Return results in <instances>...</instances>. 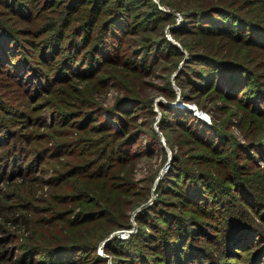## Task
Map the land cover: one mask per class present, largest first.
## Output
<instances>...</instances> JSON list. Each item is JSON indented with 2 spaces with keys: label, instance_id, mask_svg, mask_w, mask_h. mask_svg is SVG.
<instances>
[{
  "label": "rangeland",
  "instance_id": "rangeland-1",
  "mask_svg": "<svg viewBox=\"0 0 264 264\" xmlns=\"http://www.w3.org/2000/svg\"><path fill=\"white\" fill-rule=\"evenodd\" d=\"M22 1L18 4L14 0H0V24L10 33L14 32V37L22 44L16 48L15 56L11 57V67L13 61L18 63L24 56L46 73L50 72L51 79H40L39 76L44 77V73L38 75L35 70L32 73L30 66L26 68L29 75L32 73L31 76L15 74L14 68L6 67L10 63L0 59V264H41V261H51L45 251L39 252L41 248L54 245L55 236L59 234L65 235L62 241L74 242L73 235L77 231L71 224L86 218L83 212L102 210L107 204L105 194L110 193L107 186L112 184L119 193L117 200L108 204L118 211L127 210L130 214L129 224L112 229L93 251L77 247L68 249L80 255L90 253L85 258L75 257L74 262H70L73 259L70 252L63 255L55 253L57 256L54 257H59V260L52 261H65L69 256L65 264H100L101 261L94 257L98 252L104 256L103 262L114 264L113 258L119 253L112 247H104L113 237L126 239L141 230L155 232L158 236L162 234V226L157 222L153 223V227L152 221L139 219L141 213L148 210L151 219L166 218L165 213L160 214L154 209L161 200L168 205L174 203L176 212L186 214L185 220L193 226L191 231L195 230L194 223L198 220L192 216L199 217L203 223V227L196 229L198 233L188 236L190 243L182 241L184 257L187 252L192 254L196 248L207 251L198 259L193 257V253L192 264H207V256L211 257L209 264H264V252L255 244L258 237H251L253 239H249L248 245L235 246V250H231L232 246L224 250L223 229L217 226V217L202 214L194 201H187L186 197L182 199L174 190H165L164 193L161 188L176 168L174 164L181 163L178 167L183 169V177H193L204 190L209 188L208 191L211 181L202 172H211L220 176L224 180L221 186L227 187L228 192L234 195L233 206L238 207L245 218H254L264 226V143L261 142L264 140V124L255 123L253 113L264 115L242 98L244 92L240 88L235 91L236 96L235 92L223 93L208 88V85L196 87L185 80V62H189V66H204L199 61L201 59L187 61L191 49L180 38L184 36L196 46L209 39L201 37L199 33H181L178 37L172 32V25L183 24L184 13L190 7L182 9L172 4L171 0H153L167 13L161 16L159 20H163L158 26L153 25L150 19H144V11L138 13L139 26L127 32V38L116 51L103 42V49L113 51L110 54L107 52L110 58L107 62L103 61V56H97L99 65L101 62L103 65L96 73L86 71L96 61L84 56V65L77 66L78 71L59 77L56 74L57 63L62 58L63 50L49 54L47 62L42 52L54 47L56 43H51L50 37L55 31L56 22L72 7L65 5L67 0ZM78 2L72 0V3ZM28 6L32 7L30 11L22 9ZM143 7L148 8L149 4ZM134 16L131 22L135 21ZM72 32L70 29L68 34L73 39L82 36L80 31ZM164 33L183 48V53L171 52L166 55L163 53L166 43H162L161 51L157 52L152 43L155 38H162ZM74 41L68 40L69 45ZM94 41L88 42L83 48L84 53ZM118 42V39L114 40L113 45ZM215 42L211 40L201 48L224 50L222 53L226 55L232 53L231 40L227 41L221 36ZM243 44L246 49L254 50V54L247 58L254 56L247 61L248 72L262 80V83L254 86L253 94L262 93L264 46L247 44L246 41ZM141 45L150 53L146 57L141 53ZM189 70L192 68H187ZM188 74L195 76L191 72ZM48 80L50 84L46 86ZM245 82L249 87L247 79ZM233 83L235 81L224 83V87L230 89ZM234 86L236 88L238 84ZM90 116L87 120L86 117ZM127 116L129 123L123 121ZM193 116H198L203 122L195 120ZM176 118L186 119L191 128H196L198 136L189 126H182L173 120ZM204 124L208 126L206 129H203ZM114 131L120 134L114 135L111 140ZM260 136L259 142L262 144L259 147L251 145ZM122 139L127 140L123 144L127 143L135 152L129 162L115 159L104 166L103 175L96 173L98 167L89 165L92 159L97 158L94 157L96 150L102 148L105 140L106 144L111 146L112 143L115 147ZM222 147L225 151L218 152ZM84 161L88 162L85 167ZM176 176L173 174L172 181H169V185L175 188L178 187ZM228 176L240 184L245 183L253 196L238 189L233 180L230 186L227 185ZM254 202L260 204V211H256ZM77 224L79 232L84 228L90 233L89 228L94 227L90 221ZM170 227L165 224L166 229ZM168 235L174 241V236L171 233ZM25 242L31 244L33 252L24 253L22 246ZM161 242L165 246V240ZM153 248L151 245L146 250L149 257L154 253L151 251ZM159 254L154 258L155 264H173L169 258L168 261L163 260L164 253ZM123 259L128 258L125 256Z\"/></svg>",
  "mask_w": 264,
  "mask_h": 264
},
{
  "label": "trees",
  "instance_id": "trees-1",
  "mask_svg": "<svg viewBox=\"0 0 264 264\" xmlns=\"http://www.w3.org/2000/svg\"><path fill=\"white\" fill-rule=\"evenodd\" d=\"M14 1L18 4L23 3L22 0ZM53 1L59 2V0ZM49 2L50 1H48V3ZM170 2L182 9L190 7L184 13L185 18L183 24L172 25L171 30L175 33V35L179 37L181 33H199L201 37L209 38L208 40L199 43V45L197 46L192 45L190 42H188L187 39L184 38V36L180 38L183 44L187 48L189 47V49H191L187 61H192V58H196V60L201 59L199 61L204 66V68L200 67L199 65L198 67H196V65L189 66L191 64L189 62H185V67L192 68V70L189 71H187V68L183 69V72L185 73L184 76L186 78L185 80L192 83L193 86L197 87L200 85H208V88H215L223 93L228 91V93L233 94L238 90V88H240L241 91L244 92L242 98L249 101L250 104L253 105L254 109H257V111H260L261 114L264 115V91H262V93L260 91L259 93L253 94L255 89L254 86L257 83H262V80L258 79L256 76L251 75L248 72L249 65L247 61L251 60L254 56L249 59L247 58L254 54V50L246 49L243 44V42L246 41L247 44L264 46V0H171ZM145 4H149V7L144 8L143 5L145 6ZM65 5H68V7L71 6L72 8L66 10L62 19H59L58 22H56L55 31L50 37V42L52 43L53 41H55L56 44L52 49L46 50L48 53L45 50L42 52L46 57L44 58V61L47 62L49 54L51 55L54 52L58 53L60 49L63 50L62 58L57 63L56 74L59 77L68 76L73 72L78 71L77 66L84 65V63L82 62L84 56H87L94 62L96 61L95 65L93 66L92 64V66L86 69V71L96 73L100 66L103 65V62H101V65H99V59H97V56H99L100 58L103 56V61L107 62L108 59H110L107 52L110 54L111 51H113H107L106 49H103V42L107 44V46H110V48H115L114 51H116L117 48L120 47V43L122 44V41L124 42L127 38L125 37V35H127V32L130 30H136L139 26V16L137 15L138 13L144 11V19H150L153 25L157 26L158 23L163 20H159L161 16L167 14L163 12L162 9H160L153 0H79L77 4L72 3V0H67ZM22 9L28 12L32 9V7H22ZM133 11L135 12L132 13ZM65 15L67 16L65 17ZM133 16V20L135 19V21L131 22V18ZM51 24L52 22L48 24V26H50ZM68 29H72V31L75 33L80 31L79 33H81L82 36L80 38L75 37V39H73L72 37H70V34H68ZM221 36L225 37L227 41L228 39L232 41L231 54L226 55L225 53H222L224 50H207L201 48L203 46H206L211 40L215 42L217 38H221ZM92 39H95L93 45L88 49L87 52L84 53L83 48ZM116 39H118L120 42H118L116 45H113V42ZM68 40H75L76 42L74 41L69 45ZM162 43H166L167 45L166 49L163 50V53H165L166 55L171 52L174 54L183 53V48L175 41L170 39L165 33L164 35H162V38H155L152 43V45L155 44L154 47L157 52L161 51L163 47ZM19 45L22 44L17 38L14 37V32L10 33L0 24V59L2 61H8L10 63V65L8 64L6 65V67L12 69L14 68L13 70L15 71V74L21 73L27 74L26 76H31L35 70L38 75L44 73V77L39 76L40 79L50 78V72L46 73L40 66H36L35 64L30 63L31 61L26 59L24 56L20 58L22 61H19L18 63L13 61L11 67V57L13 58L15 56V50ZM152 45H150V47H152ZM140 47L141 53L143 52L144 57H146L147 54H150L149 52L145 51L144 45H141ZM193 47H197L199 49H192ZM19 57L20 55L18 56V59ZM87 57L85 58L86 60ZM26 66H30V69L33 70L30 75ZM65 67H67L68 69H66ZM188 72L193 73L195 76H191V74H188ZM229 76L231 77L230 79H228ZM246 79L249 83V87L246 85ZM231 81H235L238 86L235 88V83H233L230 89L224 87V83H230ZM49 84L50 81L48 80V84H46V86ZM235 95L237 96V93ZM145 106L148 107L147 104H145ZM197 117L193 116L195 120L203 122L199 117ZM86 118L87 120H89L91 116ZM176 119L173 120L178 122L182 126H189V123L186 119ZM253 119L255 123L259 125L260 123L264 124V117L260 114L253 113ZM123 121L129 123V116L125 117ZM202 126L203 129H206L208 127L205 124ZM189 127L191 128V126ZM209 128H211V126H209ZM195 129L196 128H191L190 130L198 136ZM103 134L105 135V133ZM116 134H120V132H112L111 140L112 137ZM261 138L262 137L260 136L257 140H253V143H251V145L259 147V145L264 143V140H261L262 143L259 142ZM126 141L127 140L122 139L114 147L112 143L111 146L109 143V145L106 144L107 142L105 140L103 142L102 148L100 150H96L94 157L97 158L92 159L89 165H94L95 167L97 166L98 171L96 173H99V175H103L105 173L104 166L110 163V161L120 159L122 162H129L130 156H133L132 154H134L135 152L130 147H128L127 143L123 144ZM209 145L211 147L216 146L215 144ZM222 148L223 149L219 150L218 152L225 151L224 147ZM119 150L121 152H119ZM112 151H114L115 153H112ZM219 155L224 154L220 153ZM175 157L176 154L174 158ZM87 164L88 162L84 161L83 166L85 167V165ZM178 164H174V166H176L177 168V171L175 168L168 176V180L166 182H163L162 185L160 184L162 191L166 193L165 190H167L168 192L170 190H174L182 196V199L186 197L187 201H194L200 207H198V209L202 211V214H207L210 217H217L218 223L216 224L217 226H219V228L223 229V236L225 241L224 250L230 249V246H232L231 250L233 248L235 250V246L248 245V243H250V240L252 241L253 239H251V237L254 236L258 238L256 239L257 243H253L257 244V248L264 252V226L261 224V222H256L254 218H245L242 214V211H240L239 208L235 205L233 206V203H235V201L232 199L234 195L231 192H228L229 189H227V187L221 186L224 180L220 176L212 174L211 172H202V175L209 177L211 181L209 183L211 192L208 191L209 188H207V190L205 188L204 190V188L200 186L193 177L185 179L183 177V169H179ZM228 164L230 163L228 162ZM173 174H177L175 180V182L178 184L177 188L169 185V181H172L173 179ZM197 175L199 176V174ZM230 175L234 177L233 173H230ZM232 176L226 177L227 185L230 186V181L233 180L238 189L243 190V192H245L248 196H253L251 195L252 193L245 183L240 184L238 180L231 178ZM180 180H182V182H180ZM98 181L99 180H97V182ZM199 183L202 182L199 181ZM112 185L107 186L110 190V193L109 195L105 194V202L107 204L104 205V208H102V210L91 209L87 212H83L82 215L86 216V218H83L82 220H76L75 223L71 224L74 226V230L77 231L76 235H73L74 242L69 243L62 241V239L65 238V235L59 234L55 236L56 243L54 245L47 246L46 248H41L39 252L45 251L46 255H48L49 257V260H51L41 261V264L67 263L66 260L69 256L66 257L65 261H52L59 260V257H54L59 253L63 255V253L66 254L70 252L71 256H73V259L70 262H72L75 257L79 259L85 258L86 255H89L90 253L80 255V253L76 254L77 252L68 249L77 247L79 249H88L93 251L97 248L99 242H102V238L105 237L112 229L129 224L130 214L127 210L124 209L122 211H118L117 209L111 208L108 204L115 202L117 200V193H119L117 187ZM249 192L251 194H249ZM172 194H174V192ZM95 201L97 202L98 199H95ZM212 201L215 203L211 206H207L209 204H212ZM155 205V211H159L160 214L165 213L166 218L160 217L159 220L151 219L152 217H148V214L150 213L148 210V212L141 213V215L139 213V219L144 218L146 220L152 221L150 223H152L151 225L153 227H155L153 223L157 222L162 226V234L158 236V234L155 235V232L153 233L151 231L148 232L146 230H141L132 233L131 236L126 239H122L119 236L113 237L110 241L105 243L104 247H112L117 253L120 254H118L119 256L117 255L113 258L114 264H155L154 258H157L160 255L159 252L164 253V261H168L167 258H169L173 261V264H192L191 255H193V253H195L193 257L197 259L203 253H207V251L203 249L196 248L195 251L192 252V254L190 252H187L188 254H186V256L184 257L185 249L182 248V241L190 243L191 238H189L188 236L198 233L199 231L196 232V229H200L201 227H203V223L200 221L201 219L199 217L192 216L194 218H197L198 220H196L194 223V226L196 227H194L195 230L191 231L193 226H191L190 223L185 220L186 214H182L179 211L176 212L174 210V203L168 205V203H162V201L159 200V204ZM186 205H188V202H186ZM254 205L257 212L261 210V208L258 207V205L260 204L254 202ZM262 213L264 215L263 209ZM85 221L94 223V227L89 228V231H91L90 233L84 230V228L81 230V232H79V228H77V223L80 224L84 223ZM143 223H145V221H143ZM165 224H169L171 227L169 229H166ZM68 227L69 226H67V228ZM202 229L204 230L202 232L206 234L205 229ZM168 233H171V236H174V241H171ZM66 236L68 237V234ZM210 236L214 238L213 235ZM162 240H165V246H162ZM151 245L155 248L151 250L154 251V253H152L151 255L152 257H149L146 253V250L148 251V248L151 247ZM22 248L25 254L28 253V251L33 252V247L31 246V244H27L26 242L23 244ZM125 256L128 259H123ZM94 257L101 261L100 264H106V262H103L105 261L103 260L104 256L99 254L98 252L94 254ZM207 257L210 260L211 257ZM155 260L158 261V259ZM209 260H207V264L210 263Z\"/></svg>",
  "mask_w": 264,
  "mask_h": 264
},
{
  "label": "built area",
  "instance_id": "built-area-1",
  "mask_svg": "<svg viewBox=\"0 0 264 264\" xmlns=\"http://www.w3.org/2000/svg\"><path fill=\"white\" fill-rule=\"evenodd\" d=\"M162 8H166L165 6H161ZM179 17L181 16V15H178Z\"/></svg>",
  "mask_w": 264,
  "mask_h": 264
}]
</instances>
